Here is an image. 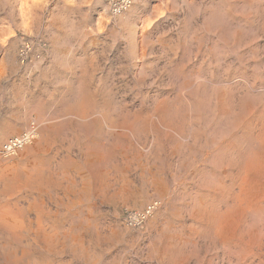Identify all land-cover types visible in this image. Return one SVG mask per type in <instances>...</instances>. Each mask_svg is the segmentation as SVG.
Listing matches in <instances>:
<instances>
[{
  "label": "rangeland",
  "instance_id": "1",
  "mask_svg": "<svg viewBox=\"0 0 264 264\" xmlns=\"http://www.w3.org/2000/svg\"><path fill=\"white\" fill-rule=\"evenodd\" d=\"M121 1L0 0V177L38 163L42 177L16 215L26 230H11L26 233V264H264V202L251 219L234 201L255 177L242 158L264 155V0H129L114 12ZM26 131L33 141L3 155ZM155 200L145 222L127 220ZM36 234L57 236L36 245Z\"/></svg>",
  "mask_w": 264,
  "mask_h": 264
},
{
  "label": "bare ground",
  "instance_id": "2",
  "mask_svg": "<svg viewBox=\"0 0 264 264\" xmlns=\"http://www.w3.org/2000/svg\"><path fill=\"white\" fill-rule=\"evenodd\" d=\"M22 9V8H21ZM122 8H117L114 12H118V11H120ZM23 10V9H22ZM23 14V13H22ZM24 15V14H23ZM24 20H25V18H24ZM26 23V22H25ZM25 52H26V49H24L23 51H20V48H19V52H18V54H19V58L23 61L25 58H26V54H25ZM246 106V105H245ZM249 107H251V106H249ZM213 108V107H212ZM257 109V108H256ZM258 111V110H257ZM162 113V112H161ZM116 121V120H115ZM119 122V121H118ZM263 122V121H262ZM112 123V122H111ZM120 123H121V121H120ZM228 123V122H227ZM110 124V123H109ZM113 124V123H112ZM116 124V123H115ZM118 126H119V124H117ZM116 125V126H117ZM251 125V124H250ZM255 125V124H254ZM122 126V125H121ZM227 126V125H226ZM258 126V125H257ZM255 127V126H254ZM261 128H264V127H262L261 126ZM260 128V129H261ZM253 130H254V128H253ZM256 130V129H255ZM254 130V131H255ZM258 130H259V128H258ZM259 132V131H258ZM261 132V131H260ZM255 134V133H254ZM257 134V133H256ZM34 137H35V134H34V132H32V131H26V132H23V133H21V134H18V135H14V136H11V137H9L4 143H3V145H2V149H1V152H2V154L3 155H5V156H11V155H14V154H16L19 150H21L22 148H24L27 144H29V143H31L32 141H33V139H34ZM45 137V136H44ZM255 137H257V138H255ZM254 138V140H256V143H257V145H255V146H259V147H263L264 146V131L263 132H261V133H259L258 134V136H255ZM12 138H14L17 142L16 143H13V140L11 141V139ZM47 140V139H46ZM49 140V139H48ZM43 142H44V140H43ZM254 142V141H253ZM39 143H40V141H39ZM245 143V142H244ZM16 144H20L19 146H16ZM254 144V143H253ZM45 145V144H44ZM229 145V144H228ZM38 146V145H37ZM47 146V145H46ZM227 146V145H226ZM253 146V145H252ZM35 147V146H34ZM41 147V146H40ZM43 147V146H42ZM49 147V146H48ZM230 147V146H229ZM228 147V148H229ZM254 147V146H253ZM258 147V148H259ZM38 148V147H37ZM45 149H46V147H45ZM232 149V148H231ZM255 149H257V148H255ZM254 149V150H255ZM260 149V148H259ZM258 149V150H259ZM263 149V148H262ZM251 150H253V149H251ZM251 150H250V154H248L247 153V155L248 156H246L245 158H242V159H247V160H245L244 161V165H243V170H244V172H248L247 174H248V177L247 178H249L250 176H249V173H252V172H254L253 174V176H255V177H257L256 176V174L258 175H260V176H264V155H262L261 154V152H257V150L256 151H253L252 153H251ZM261 150V149H260ZM264 150V149H263ZM223 151V150H222ZM37 152V151H36ZM227 153V152H226ZM263 153V152H262ZM34 154V153H33ZM229 154V153H228ZM235 154H236V152H235ZM91 157L90 158H93V159H100L101 157H102V155H101V153H92L91 155H90ZM245 156V155H244ZM222 157H224V156H222ZM236 157V156H235ZM212 158V157H211ZM221 158V157H220ZM36 159V158H35ZM226 159V158H225ZM228 159V158H227ZM219 160H221V159H219ZM227 161V160H226ZM243 161V160H242ZM49 162V161H48ZM222 162V161H221ZM224 162V161H223ZM36 163V162H35ZM47 163V162H46ZM226 163V162H225ZM240 163H241V161H240ZM62 164V163H61ZM37 165H39V163L37 164ZM37 165H35V164H29L28 166H27V168H26V166L25 167H23L24 168V170H22V171H19V170H17L16 172H11V171H9V172H7L6 174H4V175H2L0 178V180L2 181V190H1V192H0V195H1V197H2V203L0 204V228L1 229H3L4 231V233H3V236H1L0 237V248H1V254H0V259L2 260V263L1 264H26V253H27V251H26V233H24V232H21V233H23V234H17V235H13V233H11V230H13V229H23V230H26V220L25 221H23V222H20V221H18L17 220V216L16 215H19V214H21V212H23V211H25L26 212V208L25 209H23L22 208V206H21V201L23 200V198H25L26 200H27V198H28V196H29V194L26 196V187H29V186H34V184H38L39 185V183H40V179L42 178H40V170L41 169H39V167L40 166H37ZM242 166V165H241ZM41 168V167H40ZM227 168V167H226ZM241 169H242V167H240ZM91 169V168H90ZM238 169V168H237ZM239 170V169H238ZM242 170V171H243ZM80 172H81V175H80V177L82 178V181H83V185H87L88 184V182L91 180L90 178L92 177V176H90L89 175V177L88 178H86V174H85V171H84V168H82V170H79ZM78 171V172H79ZM98 172V171H97ZM200 172V171H199ZM91 174V173H90ZM93 174H94V172H93ZM97 174V176L99 175V173H96ZM208 174H209V172H208ZM217 174V173H216ZM236 174H238V173H236ZM240 174V173H239ZM244 174V173H243ZM42 175V174H41ZM212 175V174H211ZM246 175V174H245ZM66 176V175H65ZM241 177H242V173H241V175H240ZM239 176V177H240ZM94 177L95 178H98V177H96L95 176V174H94ZM220 177V176H219ZM240 177V179H242V180H247V178H245V177H243V178H241ZM255 177H252V178H250V188H249V191H252L253 192V194L252 193H249V191H248V193L246 192V191H242V190H240V188L238 189V190H240V192L242 191V192H244L243 194H241V195H239V194H237V197H235L234 198V201L236 202V201H238V202H236V203H238V204H236L237 206L240 204V210H241V212L243 211L244 212V216H245V212L246 213H248L247 215H250V218L252 219V216L251 215H256L257 217L259 216V215H257L258 214V209L257 208H255L254 206L255 205H258V202L260 201V200H262V202H264L263 201V198H264V196H263V191H260L259 189H258V187H256L255 185L256 184H258L257 183V180H256V178ZM261 178V177H260ZM259 178V179H260ZM235 179V178H234ZM236 179H239V178H236ZM258 179V178H257ZM258 179V180H259ZM263 179V178H262ZM245 180V182H247ZM22 181H25V182H22ZM42 181H44V180H41V182ZM92 181V180H91ZM219 181V180H218ZM241 181V180H240ZM262 181H264V180H262ZM236 182V181H235ZM1 183V182H0ZM209 183H211V182H209ZM208 183V184H209ZM213 183V182H212ZM238 183V182H237ZM236 183V184H237ZM249 183V182H248ZM256 183V184H255ZM260 183V182H259ZM245 184V183H244ZM247 184V183H246ZM234 185V184H233ZM238 185V184H237ZM236 185V186H237ZM243 185V184H242ZM264 185V184H263ZM262 185V186H263ZM1 186V185H0ZM32 186V187H33ZM42 186H44V185H42ZM235 186V185H234ZM241 186V185H240ZM243 186H245V185H243ZM31 187V188H32ZM35 187V186H34ZM218 187V186H217ZM239 187V186H238ZM248 187H249V184H248ZM30 188V187H29ZM38 188V187H37ZM42 188V187H41ZM203 188V187H202ZM262 188V187H261ZM260 188V189H261ZM264 188V187H263ZM234 189V188H233ZM242 189H243V187H242ZM24 190H25V192H24ZM35 192H36V189H33ZM208 190V189H207ZM210 190V189H209ZM236 190V189H235ZM235 190H233L232 192H233V194H234V191ZM246 190H248V189H246ZM31 191H32V189H31ZM33 191V192H34ZM38 191V190H37ZM41 191H42V189H41ZM212 191V190H211ZM22 192H24V195L22 194ZM34 192V193H35ZM221 192V191H220ZM236 192V191H235ZM238 192V191H237ZM226 193V192H225ZM208 194H210L211 195V193H208ZM207 194V195H208ZM248 194H249V196L251 197H253L252 198V200L251 201H249V199L247 200V202L244 204V201L246 200L245 198L248 196ZM36 195H37V193H36ZM199 195V194H198ZM214 195V194H213ZM239 195V196H238ZM32 196H33V193H32ZM209 196V195H208ZM21 197V198H20ZM37 197V196H36ZM39 197V196H38ZM37 197V198H38ZM32 198V197H31ZM207 198H209V197H207ZM225 198V197H224ZM33 199L35 200L36 198L35 197H33ZM33 199H30V200H33ZM213 199V198H212ZM243 199H245L244 201H243ZM25 200V201H26ZM37 200V199H36ZM216 200V199H215ZM28 201V200H27ZM39 201V200H38ZM194 202H195V200H193ZM211 201V200H210ZM225 201V200H224ZM231 201H233V199L231 198ZM36 202V201H35ZM35 202H30L31 204L29 205V207L28 208H30V209H33V207L35 206L34 205V203ZM228 202V201H227ZM226 202V203H227ZM248 202L250 203L249 205H248ZM261 202V203H262ZM39 203V202H38ZM225 203V204H226ZM158 204H159V202L158 201H151V202H149L148 204H146V206L144 207V208H142V209H135V210H129V215L127 216V220L130 222V223H132V224H138V225H140V224H142L143 222H145L152 214H153V212L155 211V209L157 208V206H158ZM196 204H197V202H196ZM199 204H200V202H199ZM199 204H198V206H199ZM205 204V203H204ZM228 204V203H227ZM230 205H231V202L229 203ZM232 204H234V203H232ZM241 204H242V206H241ZM264 203H262V205H263ZM23 205V204H22ZM192 205V204H191ZM202 205V204H201ZM206 205H208V203H206ZM211 205H212V203H211ZM211 205H210V208L212 209L213 207H216V206H213V207H211ZM24 206V205H23ZM203 206H205V205H203ZM202 206V207H203ZM209 206V205H208ZM236 206V207H237ZM196 207V206H195ZM226 207V206H225ZM27 208V209H28ZM199 208H200V206H199ZM208 208V207H207ZM217 208V207H216ZM215 208V209H216ZM227 208V207H226ZM229 208H231V207H229ZM234 207H232V209H233ZM196 209V208H195ZM201 209V208H200ZM218 209V208H217ZM216 209V210H217ZM232 209H230L229 210V212L227 213L226 211V214H229L230 215V213H232ZM236 209V208H235ZM201 210H203L204 211V208H202ZM213 210V209H212ZM212 210H211V212H212ZM215 210V212H219L220 211V209L219 210H217L216 211ZM239 210V209H238ZM198 211H200V210H198ZM208 211V210H207ZM210 211V210H209ZM208 211V212H209ZM237 211V210H236ZM24 212V213H25ZM28 212V211H27ZM197 212V211H196ZM206 212V211H205ZM204 212V213H205ZM206 213L207 215L209 214V213ZM215 212H212V213H215ZM234 212H235V210H234ZM261 212V211H260ZM259 212V213H260ZM212 213H210V214H212ZM220 213V212H219ZM206 214H205V216L204 217H207L206 216ZM218 214V213H217ZM216 213H215V215H217ZM194 215H195V213H194ZM219 215H222V214H219ZM214 216L215 218H212V219H214V223H209V221H208V223L209 224H215L214 226H216V228H218V230L220 229V227H221V225H223L222 223H225V222H223V219L225 218V217H223V216ZM199 216V215H198ZM209 216V215H208ZM228 216V215H227ZM238 216V215H237ZM240 216V215H239ZM238 216V217H239ZM253 216V219L255 218ZM199 217H201V216H199ZM232 217H234V219L237 221L236 222V224H235V228H236V225H237V223H238V220H239V218H236L235 217V215L234 216H232ZM193 218V217H192ZM221 218H223V219H221ZM229 218H231V217H229ZM197 219V218H196ZM200 219V218H199ZM203 219H205V218H203ZM202 219V220H203ZM246 218H243V220H245ZM201 220V219H200ZM208 220V219H207ZM242 220V221H243ZM256 220V219H255ZM195 221V220H194ZM206 221V220H205ZM226 221V220H225ZM229 221V220H228ZM245 221H247V220H245ZM196 222H197V220H196ZM204 222V221H203ZM203 222L201 221L200 223H202L203 224ZM212 222V221H211ZM231 222V221H230ZM229 222V223H230ZM240 222V221H239ZM38 223V222H37ZM199 223V224H200ZM227 223V222H226ZM229 223H228V226H229ZM231 223H233V222H231ZM230 223V224H231ZM190 224V223H189ZM202 224H201V226H202ZM207 224V223H206ZM241 224V223H240ZM245 225H246V223H244ZM205 225V224H204ZM239 225V224H238ZM237 225V226H238ZM242 225H243V223H242ZM203 227V226H202ZM210 227H211V225H210ZM239 227V226H238ZM243 227V226H242ZM224 229L226 228V227H223ZM230 228H232V230L234 229L233 228V226L232 227H230ZM244 228H246L245 226H244ZM243 228V229H244ZM204 229V228H203ZM206 229H207V227H206ZM222 229V228H221ZM238 229V228H237ZM236 229V230H237ZM240 229V228H239ZM242 229V230H243ZM257 229H258V227H257ZM22 230V231H23ZM209 230H210V228H209ZM212 230V229H211ZM214 230H215V228H214ZM236 230H234V231H236ZM246 230V229H245ZM244 230V231H245ZM256 230V229H255ZM19 231V230H18ZM213 231V230H212ZM237 231H239V230H237ZM257 231V230H256ZM258 231H260L259 229H258ZM256 232V233H259V232ZM262 231V230H261ZM13 232V231H12ZM205 232H207V231H205ZM210 232V231H209ZM229 232V231H228ZM241 232V231H240ZM239 232V233H240ZM243 232V231H242ZM252 232V231H251ZM15 233V232H14ZM214 233V232H213ZM261 233V232H260ZM204 234V233H203ZM227 234V233H226ZM231 234V233H230ZM250 234H252V233H250ZM253 234H254V231H253ZM252 234V235H253ZM214 235V234H213ZM256 235V234H255ZM260 235V234H259ZM34 236V235H33ZM36 236H37V240L35 241V243H36V245H39V243H41V239H43V238H47V239H49V238H53V237H55V236H57V234H48V235H43V234H36ZM162 236V235H161ZM215 236V235H214ZM233 236V235H232ZM240 236V235H239ZM238 236V237H239ZM243 236V235H242ZM258 236V235H257ZM42 237V238H41ZM217 237V236H216ZM244 237V236H243ZM15 238H17V240H18V243H16V245H14L13 246V243H12V241H13V239ZM218 238V237H217ZM254 237H252V239H253ZM264 238V237H263ZM219 239V238H218ZM242 238H240L239 237V239H235V241H234V239H233V242L235 243V246L236 247H238V245H240V243H241V240ZM258 239H260V238H258ZM257 239V240H258ZM31 240V239H30ZM33 240V239H32ZM261 240H262V238H261ZM53 241V240H52ZM227 242H229V241H231V240H226ZM226 241H223V243L224 242H226ZM253 241H255V238H254V240ZM16 242V241H15ZM14 242V243H15ZM246 242V241H245ZM256 242V241H255ZM258 242V241H257ZM256 242V243H257ZM34 243V244H35ZM44 243V242H43ZM52 243L53 242H51V243H49V244H51L50 246H53L52 245ZM261 243V242H260ZM18 244V245H17ZM253 244H255V243H253ZM252 243H251V245H253ZM48 245V244H47ZM228 245V244H227ZM244 245V244H243ZM259 245V244H258ZM45 246V245H44ZM49 246V245H48ZM255 246V245H254ZM177 247V246H176ZM225 247V246H224ZM227 247V246H226ZM240 247H242V246H239V249H240ZM243 247H245V246H243ZM253 247V246H252ZM257 247V246H256ZM259 247V246H258ZM257 247V248H258ZM259 249V248H258ZM243 250V249H242ZM75 251H77V250H75ZM254 251H255V249H254ZM35 252V251H34ZM38 252V251H37ZM42 252V251H41ZM263 252V251H262ZM188 253V252H187ZM31 254H33V253H31ZM30 254V255H31ZM37 254H39V253H37ZM184 254V253H183ZM28 255V254H27ZM36 255V254H35ZM41 256V255H40ZM48 256V255H47ZM185 256V255H184ZM28 257V256H27ZM30 257V256H29ZM32 257H33V260H32V264H42L41 262H39L37 259H36V257H35V259H34V255H32ZM37 257H39V256H37ZM78 257V256H77ZM231 258V257H230ZM27 259H30V258H27ZM49 259V258H48ZM176 259V258H175ZM255 260V259H254ZM49 261V260H48ZM52 263V262H51ZM62 263V262H61ZM162 263V262H161ZM28 264H30V263H28ZM47 264V263H46ZM165 264V263H164Z\"/></svg>",
  "mask_w": 264,
  "mask_h": 264
},
{
  "label": "built area",
  "instance_id": "3",
  "mask_svg": "<svg viewBox=\"0 0 264 264\" xmlns=\"http://www.w3.org/2000/svg\"><path fill=\"white\" fill-rule=\"evenodd\" d=\"M128 3H129V0H122L119 4H115V5H117V7L115 8V10L117 8H121V7L125 6V5H127ZM24 49H26L25 54L27 56L29 50L31 49V46H30V44L28 42H23L22 45L20 46V51H23ZM12 140H13V143H16L17 142L14 138H12L11 141ZM19 145L20 144H16V146H19ZM128 215H129V213H128Z\"/></svg>",
  "mask_w": 264,
  "mask_h": 264
}]
</instances>
